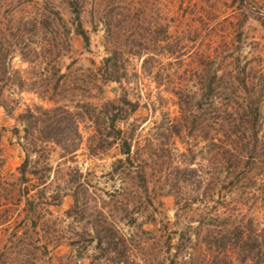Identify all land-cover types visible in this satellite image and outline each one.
Here are the masks:
<instances>
[{
	"label": "rangeland",
	"instance_id": "1",
	"mask_svg": "<svg viewBox=\"0 0 264 264\" xmlns=\"http://www.w3.org/2000/svg\"><path fill=\"white\" fill-rule=\"evenodd\" d=\"M41 1L1 3L14 16H30L36 6L40 10ZM54 2L70 27L68 48L53 60L66 72L57 89L58 102L98 105L102 99H114L120 90L137 100L136 108L118 122L130 137L133 162L129 171L110 172L111 161L122 156L118 143L89 154L88 122L80 124L83 141L72 157H62L57 146L45 144V157L40 160L45 158L52 167L45 195L49 198L55 190L65 193L59 201L39 203L37 232L20 237L16 234L21 204L8 206L1 201L0 219L6 220L0 225V264H104L100 247L87 241L82 231L93 205L102 208L125 237L126 254L136 264H156L166 237L172 252L184 225L201 235L206 228L225 229L251 217L256 232L264 236V0H85L80 18L88 32L87 46L71 30L64 0ZM120 12L130 16L121 18ZM133 12L138 14V26L132 36L148 47L149 71L142 67L141 57L126 54L121 89L111 81L98 91L93 81L98 75L93 72L107 42L130 39L125 37L132 33ZM116 34L119 38H114ZM71 57L73 63L65 68ZM199 57L211 62L215 87L200 105L181 110L177 94H188L195 103L199 92ZM39 61L36 68L41 70ZM10 64L24 74L26 63L16 53ZM4 92L16 100L12 114L27 104L53 103L38 97L35 90L7 85ZM249 99L259 112L254 126L245 113ZM232 119H236V136H225L221 126ZM13 123L0 107V182L15 180L22 157L14 138H9ZM135 168L144 173V190L134 181ZM71 178L84 182L86 188L87 209L77 218L65 214L72 201ZM71 240L75 242L70 244ZM199 248L197 244L192 250Z\"/></svg>",
	"mask_w": 264,
	"mask_h": 264
},
{
	"label": "trees",
	"instance_id": "2",
	"mask_svg": "<svg viewBox=\"0 0 264 264\" xmlns=\"http://www.w3.org/2000/svg\"><path fill=\"white\" fill-rule=\"evenodd\" d=\"M84 1L64 0V3L68 7L71 30L80 35L83 44L87 46L89 36L80 18ZM1 2L2 0L0 1L2 7L0 10V107L14 120L8 128L9 138H14V142L22 152V157L16 166L15 180L0 182V207L3 205L1 201H7L4 205L8 206L21 204L23 213L17 220L20 222V230L16 234L20 237L37 232L36 226L41 215L38 210L39 203L46 199L48 203L59 201L65 193L63 190V192L55 190L50 193L49 198L45 195V188L49 183L48 174L52 168L45 158L40 160L41 157H45V144L57 146L62 157H72L83 141L80 124L88 122L90 132L85 139L87 152L93 154L98 149L103 150L111 144L118 143L119 153L122 156H117L111 161L110 172H122L124 169L129 171L133 162L130 154V137L118 122L136 108L138 101L128 98L126 93L120 90L114 99H102L98 105L81 100L74 101L71 106L64 102L59 103L60 92L57 89L66 72L60 71L53 60L62 49L65 51L68 48L70 27L66 26L65 19L62 18L54 0H42L40 10L39 6H36V10L30 16H14L11 9H6L2 4L4 2ZM107 15L109 17V14ZM119 15L121 18H125V15L130 16L124 12H120ZM131 15V18H134L133 23L132 21L130 23L132 33L125 37L130 39L124 41L114 39L113 42H107V50L100 57V62L93 72L94 75H98L93 79L98 91H102L103 85L111 81L118 82L121 89V78L126 70V54L141 57V65L146 70L145 65L151 54L147 53L148 47L143 42L132 36L138 26V14L133 12ZM117 23L121 25V21L117 20ZM107 32L113 37L109 26ZM117 36L119 38V34L114 38ZM13 53L26 63L24 74L10 64ZM39 60L43 63L41 70L36 68ZM73 61L74 58L71 57L64 67H68ZM197 62L201 66L200 72H196L199 92L194 100L195 103L191 101L190 95L178 93L177 103L181 110H185L190 104L200 105L204 97L213 92L215 87L212 83L215 72L212 70L211 62L202 57L197 58ZM147 71L149 68L145 72ZM158 83L157 80V85ZM7 85H12L19 91L35 90L38 97L53 103L49 106L27 104L12 114L16 100L4 92V87ZM248 101V109L245 113L254 126L259 112L250 104L252 100ZM182 116L184 119L187 118L186 114ZM221 128L225 136H236V119H232L228 125L222 124ZM31 153L34 155L33 159L30 158ZM131 171L134 172V181L144 190V173L136 168ZM78 174L80 175V172ZM73 179L71 178V181H75L71 187L72 201L65 209V214L77 218L87 209V197L84 182ZM31 190L33 191L29 194ZM40 199L44 200L39 202ZM89 211L87 224L82 227V231L86 234L87 241L94 240L95 245L100 247L102 252L100 257L104 264H136L134 257L126 254L127 241L109 220L108 214L96 205H93ZM0 215L3 216L4 213ZM5 220L0 219V225ZM223 228H216L215 231L206 228L199 235L197 231L189 232L187 230L189 226L184 225L185 230L178 231L176 240L172 244V252H170L169 237L162 240L163 248L156 256V264H230L232 259H236V264H264V236L256 232L251 217L241 218L228 228ZM74 242L71 240L70 244ZM197 244L200 248L192 250ZM211 245L215 248L213 251Z\"/></svg>",
	"mask_w": 264,
	"mask_h": 264
}]
</instances>
